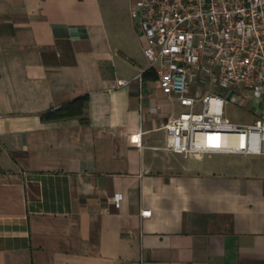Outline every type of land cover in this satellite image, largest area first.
I'll return each instance as SVG.
<instances>
[{
    "label": "crops",
    "instance_id": "1",
    "mask_svg": "<svg viewBox=\"0 0 264 264\" xmlns=\"http://www.w3.org/2000/svg\"><path fill=\"white\" fill-rule=\"evenodd\" d=\"M138 1L0 0V264H264V155L167 151Z\"/></svg>",
    "mask_w": 264,
    "mask_h": 264
},
{
    "label": "built area",
    "instance_id": "2",
    "mask_svg": "<svg viewBox=\"0 0 264 264\" xmlns=\"http://www.w3.org/2000/svg\"><path fill=\"white\" fill-rule=\"evenodd\" d=\"M131 16L149 61L136 80L155 69L160 88L183 108L165 126L167 151L264 155V0H139ZM226 101L259 120L229 122Z\"/></svg>",
    "mask_w": 264,
    "mask_h": 264
},
{
    "label": "rangeland",
    "instance_id": "3",
    "mask_svg": "<svg viewBox=\"0 0 264 264\" xmlns=\"http://www.w3.org/2000/svg\"><path fill=\"white\" fill-rule=\"evenodd\" d=\"M237 90H240V92L242 93L241 89H237ZM218 92H220L219 94L222 96L225 95L224 91L219 90ZM259 116L260 115L258 114L256 115L254 112L248 109L242 108L240 106H236L230 101H226V119H231L236 122H242V121H250L252 119H257L259 118Z\"/></svg>",
    "mask_w": 264,
    "mask_h": 264
}]
</instances>
